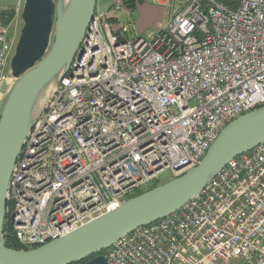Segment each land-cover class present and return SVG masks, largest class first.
I'll return each instance as SVG.
<instances>
[{"label":"built area","instance_id":"built-area-1","mask_svg":"<svg viewBox=\"0 0 264 264\" xmlns=\"http://www.w3.org/2000/svg\"><path fill=\"white\" fill-rule=\"evenodd\" d=\"M124 1L94 12L17 155L4 226L19 249L117 208L165 170L185 173L226 124L264 106V0H180L177 10L176 0H151L170 4L168 20L133 38L132 21L118 22ZM6 11L0 88L11 55ZM104 255L107 264H230L236 255L264 264V139Z\"/></svg>","mask_w":264,"mask_h":264},{"label":"water","instance_id":"water-1","mask_svg":"<svg viewBox=\"0 0 264 264\" xmlns=\"http://www.w3.org/2000/svg\"><path fill=\"white\" fill-rule=\"evenodd\" d=\"M95 7L96 0H73L68 18L60 29L55 30L54 0L23 2V24L9 61L10 74L16 81L0 111V264H72L85 259L82 264H107L101 251L136 228L177 210L230 159L250 150L264 139L262 106L226 124L201 161L185 173L125 199L117 208L42 245L30 249L8 247L4 237L8 180L32 125L51 96L26 126L32 97L52 74L60 70L56 87L61 76L66 73L93 18Z\"/></svg>","mask_w":264,"mask_h":264},{"label":"rangeland","instance_id":"rangeland-1","mask_svg":"<svg viewBox=\"0 0 264 264\" xmlns=\"http://www.w3.org/2000/svg\"><path fill=\"white\" fill-rule=\"evenodd\" d=\"M112 1L113 0H96L95 11H104L108 9ZM23 2L24 0H0V6L5 7L7 9V13L4 19L5 22L8 24L9 35L11 38V55L9 56L7 60V65L4 68L5 73H9V74H7L6 80H4L0 88V111L8 96L9 91L11 90L13 84L16 81V79L13 78L10 74L8 61L10 60V57L14 52V47L18 39L20 29L23 24L21 19ZM179 2L180 0L175 1L174 10H177ZM128 7H129V13L126 14L124 12H119L118 15V22L120 23H126L127 21H132L134 29L127 33V38H133L136 34L144 35L147 32H154L156 30H159L160 27L167 22L170 13L169 3L162 4V3L153 2L151 0L136 1V3L133 6L129 5ZM51 42H52V38H51ZM172 178H174V176L171 175L170 171L165 170L161 172L157 176V178L153 180L151 183L144 185L142 189H138L135 192L142 193L143 191H146L157 185L165 183ZM132 195H130V197H132ZM103 254H105V250H103ZM230 264H245V261L239 255H236V257L230 260Z\"/></svg>","mask_w":264,"mask_h":264},{"label":"bare ground","instance_id":"bare-ground-1","mask_svg":"<svg viewBox=\"0 0 264 264\" xmlns=\"http://www.w3.org/2000/svg\"><path fill=\"white\" fill-rule=\"evenodd\" d=\"M55 14H54V27L58 30L62 27L66 19L68 18L73 0H54ZM60 70L48 77L36 90L32 97L28 113L26 116V126L33 121L37 116L41 108L45 105L48 98L51 96L55 89V84L58 79Z\"/></svg>","mask_w":264,"mask_h":264},{"label":"trees","instance_id":"trees-1","mask_svg":"<svg viewBox=\"0 0 264 264\" xmlns=\"http://www.w3.org/2000/svg\"><path fill=\"white\" fill-rule=\"evenodd\" d=\"M138 1H140V0H138ZM124 2L127 3V4H129L130 6H133L134 5L133 0H125ZM6 13H7V11L4 13V17L6 15ZM135 193L138 194L140 192H135ZM135 193L132 196L136 195ZM4 237H5V244L8 247L15 248V249H19L20 248V246L15 241H13L12 237L7 233L5 226H4ZM100 253H103V251H101ZM93 256H95V255H92L91 257H93ZM86 260L87 259L82 260V261H79V262H76V263H72V264H82Z\"/></svg>","mask_w":264,"mask_h":264}]
</instances>
